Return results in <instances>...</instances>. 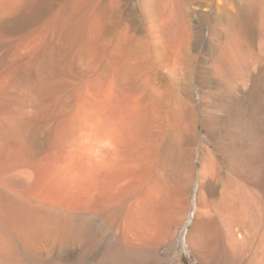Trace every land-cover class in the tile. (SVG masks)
I'll return each instance as SVG.
<instances>
[{
	"label": "bare ground",
	"instance_id": "1",
	"mask_svg": "<svg viewBox=\"0 0 264 264\" xmlns=\"http://www.w3.org/2000/svg\"><path fill=\"white\" fill-rule=\"evenodd\" d=\"M59 1L0 0V264H85L106 238L94 264H153L196 173L197 105L176 78L185 4ZM201 2L232 87L217 95L229 173L205 158L184 242L197 264H264V0Z\"/></svg>",
	"mask_w": 264,
	"mask_h": 264
},
{
	"label": "rangeland",
	"instance_id": "2",
	"mask_svg": "<svg viewBox=\"0 0 264 264\" xmlns=\"http://www.w3.org/2000/svg\"><path fill=\"white\" fill-rule=\"evenodd\" d=\"M70 1L60 0L59 6L55 7V11L58 7ZM201 3V0H183L185 11H187L190 19L185 38L186 58H182L179 64V68L183 72L180 71V73L182 72L181 76L176 77L180 81V84L182 82L181 87L195 100L197 105L198 131L196 137L192 138L191 144L196 165L195 180L189 199L187 215L181 224L173 225L172 232L174 236L172 240L159 248L158 258L153 264H179L180 259H182L184 264H197L194 254L184 242V237L192 229L191 219L194 217L195 203L198 201L199 172L203 167V163L206 162L205 158L211 155L218 161L217 164L220 166L223 175L229 173L227 167L228 158L225 154L222 155L221 153L225 141L218 132L222 126L223 119L227 117V105L225 101L219 100L217 95L228 89L230 91L232 87H225L218 79L214 61L217 52L220 50H217L212 40V15L210 14L206 20L203 19L205 7L201 6ZM49 31V22L46 21L29 26L27 41L32 44L37 40V45L40 46L36 47L34 56L43 49L49 38ZM142 35H144V30L139 33V36ZM172 40L170 44L176 41L175 38ZM164 52L166 53L164 49L158 52L159 59L170 60L171 58H166L167 55ZM71 58H80L78 50H75V47H73V53L71 52ZM241 77L240 73L236 75L238 80ZM101 231V228L94 227L91 234L92 239L99 240ZM99 243V249L85 261V264L98 262L103 253L112 246L107 238L99 241Z\"/></svg>",
	"mask_w": 264,
	"mask_h": 264
}]
</instances>
